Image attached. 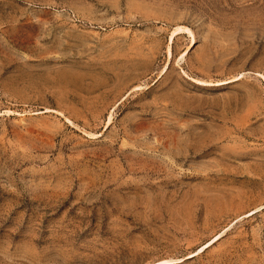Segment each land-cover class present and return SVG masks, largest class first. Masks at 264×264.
I'll list each match as a JSON object with an SVG mask.
<instances>
[{"label":"rangeland","instance_id":"1","mask_svg":"<svg viewBox=\"0 0 264 264\" xmlns=\"http://www.w3.org/2000/svg\"><path fill=\"white\" fill-rule=\"evenodd\" d=\"M0 264H264V0H0Z\"/></svg>","mask_w":264,"mask_h":264},{"label":"bare ground","instance_id":"2","mask_svg":"<svg viewBox=\"0 0 264 264\" xmlns=\"http://www.w3.org/2000/svg\"><path fill=\"white\" fill-rule=\"evenodd\" d=\"M178 30V29H177ZM182 31V30H181ZM173 34H175V33H173ZM177 34V33H176Z\"/></svg>","mask_w":264,"mask_h":264}]
</instances>
